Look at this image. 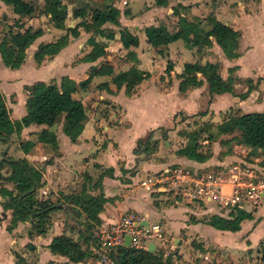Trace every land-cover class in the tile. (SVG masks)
<instances>
[{
    "label": "crops",
    "instance_id": "1",
    "mask_svg": "<svg viewBox=\"0 0 264 264\" xmlns=\"http://www.w3.org/2000/svg\"><path fill=\"white\" fill-rule=\"evenodd\" d=\"M26 1L35 7L44 3L43 0ZM58 2L65 6L63 28L53 23L45 26L43 22L49 17L42 12L19 16L0 1V30L3 24L12 25V22L19 26L16 28L19 32L23 26L37 28L39 23L43 30L33 38H22L27 44L18 68L5 67L0 58V97L11 120L26 113V100L34 83L58 85L61 78L67 77L78 84L91 73L88 85L72 94L82 103L86 115L73 137L63 133L62 122L57 120L50 127L30 124L18 135L12 134L7 147L3 145L6 149L15 146V157L11 158L25 159L40 173L43 185L36 189L35 197L56 200L58 206L44 218L43 232L35 233L33 219L10 225L11 211L2 210L0 196V264H100L90 254L81 261H69L65 256L52 254L48 245L54 236L65 235L83 246L86 225L105 227L115 223L123 213L135 214L147 228L158 226L159 232L149 240L147 248L151 245V252L164 255L172 263L264 264V198L240 197L236 202L240 208L234 207L229 212L187 202L176 195L172 185L154 189L140 183L142 174L153 176L167 167L200 172L213 165L223 166L220 177L221 173L226 175V163L232 161L235 163L232 168L239 167L244 175L264 170V156L259 150L237 141L228 142L229 147L227 141L218 139L197 140L205 133V126L218 124L229 114L264 111V0H167L165 6L154 5L153 0H109L118 10L117 25L105 22L101 26L112 33L110 39L105 33L93 34L91 29L82 26V22L89 21L90 9H101L98 6L102 0ZM175 4L185 6L179 11V17L201 20L211 13L236 31L238 56L227 59L212 37H209L211 44L201 49H189L177 39L164 47L162 55L160 47L147 44L144 27L166 24L169 31L176 29L178 16L172 14ZM74 9L83 14L73 15ZM74 27L77 35L68 33L65 46L56 54L44 56L39 63L34 61L33 53L39 44L53 42L65 34V28ZM123 30L132 35L127 48L121 44ZM90 37L104 45V53L95 59L87 56L91 50L87 44ZM167 61L171 65L168 71ZM216 62L222 79L228 80L230 69L234 94L210 96L205 78L198 72L194 76L200 84L179 91L185 63L206 67ZM102 65L110 68L109 74L100 71ZM130 68L147 72L148 76L126 95L125 85L117 88L111 78ZM247 79L249 84L245 83ZM200 129L203 131L192 139L190 136ZM42 130L51 134L53 141H36L25 154L15 145L18 141L30 140ZM226 136L221 134L219 138ZM146 137L150 143L147 152L137 146ZM192 143H198L197 147L212 145L205 161L195 162L175 154L181 146ZM9 168L4 163L0 165V185L13 191V184L5 180ZM220 187L226 195L231 192L228 177L223 176ZM71 194H79L81 198L71 202L67 198ZM98 194L104 202L97 214V223H93L84 216L82 199ZM236 209L247 214L239 222L238 230H218L205 223L212 215L231 218Z\"/></svg>",
    "mask_w": 264,
    "mask_h": 264
},
{
    "label": "trees",
    "instance_id": "2",
    "mask_svg": "<svg viewBox=\"0 0 264 264\" xmlns=\"http://www.w3.org/2000/svg\"><path fill=\"white\" fill-rule=\"evenodd\" d=\"M0 1L9 6L11 11L19 16H31L37 11L36 7L31 2L26 0ZM153 1L156 6H165L167 4V0ZM43 2L44 9L42 13L48 15L55 27L63 28L65 6L59 4L58 0H43ZM184 9L185 6L180 4L172 8V14L178 16L175 30L169 31L163 24L144 27L143 34L146 43L154 48L160 47L159 53L162 55L164 47L177 39L182 40L187 48L195 47L196 49H201L211 44L209 37H212L227 59H233L238 56L237 47L239 34L236 31L216 20L211 13L201 20L196 17L192 20L179 17V11ZM72 14L75 16L82 15L83 11L80 12L74 9ZM117 16L118 10L112 4H109L101 9L95 7L90 9L89 21L87 22L83 19L82 21L85 22H80H82L84 29H91L93 34L105 33L110 39L112 38V33L106 29H101V26L105 22L117 25ZM64 30L65 34L55 41L38 45L33 53V59L36 63L41 62L44 56L52 57L65 46L68 33L71 36L77 35L75 27L65 28ZM25 31L26 32L22 33H12L11 30L8 29L6 34H3L0 38V58L5 67L16 69L23 62L24 48L21 44L17 45L16 43L18 39L24 37V34L26 35V33H28V29H25ZM122 32L121 44L124 48H127L132 40V35L126 30ZM87 44L91 46V50L87 54L89 58L95 59L104 53V45L95 42L93 38H88ZM127 54L134 55L132 52H128ZM170 66V62L167 61L165 69L168 71ZM219 69L220 65L218 62L207 65L206 67L197 63H185L181 74L183 79L179 83V91H183L187 86L200 84L201 81L196 80L194 76L195 73L198 72L204 76L210 96L224 92L234 94L231 86L233 78L230 75V69L227 70L229 74L228 80L221 78ZM100 71H105L109 74L110 68L107 67V65H102ZM147 76V72L130 68L128 71L119 72L114 75L111 81L117 88L124 84L125 94L129 95L133 86ZM90 77L91 73H89L87 78L78 82V84H75L67 77L61 78L58 85L52 82L47 84L42 82L34 83L30 86V95L26 100V113L16 120H11L9 118L0 97V143L7 146L10 136L12 134L18 135L22 128L30 124L50 127L60 117H62L63 133L73 137L77 132V126L83 124L85 121L86 115L82 103L74 98L72 94L77 88H85L90 81ZM245 83L249 84L250 81L247 79ZM215 127L217 134H229L234 131L238 132V139L236 138L237 142L250 146L253 149H258L260 155L264 156V111L241 113L237 115L230 114L220 123L216 124ZM207 130L208 129L204 128V131ZM202 131L203 130L200 129L190 137L195 140L196 135L198 136ZM48 134L49 133L42 130L39 132L37 141H47L44 139ZM206 138L211 141L215 140V137L210 135H207ZM148 139L149 137H146L144 141L137 142V146L145 152L149 150L150 146ZM51 140L52 137L48 142ZM32 146L33 143L29 140L19 141L18 143V149L24 154L27 153ZM197 148L196 143L183 145L175 151V154L184 156L195 162L205 161L209 153H207V155L201 154L197 151ZM5 153V150L1 152L3 158L0 159V165L4 163L10 167L9 174L6 176L5 180L13 184V191L0 185V196L3 199L1 202L2 210L8 209L11 211V226L17 221L34 220L33 228L35 233H42L44 218L47 213L56 208L58 204L57 202L53 203L50 199L36 198V189L43 185L40 173L34 167L28 165L25 159L4 157ZM107 173L110 175L111 170L109 169ZM81 193H84L83 188L81 189ZM31 195L33 197H31ZM29 198L31 201H29ZM67 198H69L71 202H74L81 197L79 194H71ZM82 202L85 205L82 209L84 216L89 222L97 223V214L101 210L104 202L102 195L87 196L86 199H82ZM246 216L247 215H243L241 211L236 209L231 215V218L225 219L212 215L206 219L205 223L218 230L235 231L239 229V222L243 218H246ZM90 226V224L86 225L85 230L87 231ZM48 249L52 254L65 256L69 261L74 262L81 261L85 256L89 255V253L87 254L80 249L78 242L73 241L70 237L65 235L54 236L48 245ZM116 260L118 264H175L170 262L168 258L164 259L160 253H154L147 249H134L124 245L118 247Z\"/></svg>",
    "mask_w": 264,
    "mask_h": 264
},
{
    "label": "built area",
    "instance_id": "3",
    "mask_svg": "<svg viewBox=\"0 0 264 264\" xmlns=\"http://www.w3.org/2000/svg\"><path fill=\"white\" fill-rule=\"evenodd\" d=\"M234 179L228 195L221 191L222 178L211 168L191 172L180 167H167L140 183L153 186L154 189L165 184L172 185L176 195L187 202L229 212L234 207L240 208L236 203L240 197L256 199L264 195V177L256 181L251 178ZM158 232L157 225L147 228L135 214L123 213L115 223L108 226L91 225L84 237L88 243L84 245L87 250L89 248L90 256H94L100 264H118L116 258L119 246L146 250L149 240ZM125 237H128L127 245L124 244Z\"/></svg>",
    "mask_w": 264,
    "mask_h": 264
},
{
    "label": "rangeland",
    "instance_id": "4",
    "mask_svg": "<svg viewBox=\"0 0 264 264\" xmlns=\"http://www.w3.org/2000/svg\"><path fill=\"white\" fill-rule=\"evenodd\" d=\"M110 4V2L108 1V0H102V2H101V6H98V7H100V8H104V6H106V5H109ZM36 5V4H35ZM175 5H177V4H175ZM36 9H37V11H39V12H42V10L44 9L43 8V5L42 6H39V7H36ZM38 14V13H37ZM170 16H171V14H169ZM183 18H185L184 16H183ZM195 18V17H194ZM193 18H191L190 20H192ZM5 19H3L2 18V21H4ZM177 20H178V18H177ZM177 20H176V24H174V27L177 25ZM14 21V20H13ZM14 22H12V25H6V24H3V26H2V28H1V30H0V36L2 35L3 36V34H6V32H7V30L8 29H10L11 30V32L12 33H15V32H19V30H17L16 28H19V26L18 25H14L13 24ZM167 23H168V25H170V26H172L170 23V20H167ZM43 24L45 25V26H47V24H51L52 25V21L50 20V18H46V21H44L43 22ZM41 25H42V23H39L38 24V26H37V28L36 27H32V26H23L21 29H20V32L19 33H22V32H26L25 31V27H27L26 29H28V33H26V35L24 34V38H26V37H28V36H30L31 38H33L36 34H38L39 32H40V30L41 31H43L42 30V27H41ZM163 25H166V24H163ZM48 29H50L49 27H47ZM1 36V37H2ZM58 39V38H57ZM20 45L21 44V46L24 48L25 46H26V44H27V40H24V39H20V40H18L17 41V45ZM186 47V46H185ZM191 48H195V47H191ZM190 49V48H189ZM210 64V63H209ZM231 75V74H230ZM230 115V114H229ZM228 116V115H227ZM222 121V120H221ZM58 122L60 123V122H62V117H60L59 119H58ZM59 123H56V125H59ZM201 124V123H200ZM199 124V125H200ZM215 125L216 124H210V125H207V126H205L204 128H207L208 127V130L207 131H205V133L203 134V136L201 135L197 140H200L202 137H206L207 135H210V136H214L215 137V140L216 139H218V140H220L221 142L223 141H227V144H228V146L230 147V144L229 143H232V142H236L237 141V136H238V132H236V131H234V132H232V133H229V134H227V136L226 137H222V138H219L220 137V135L221 134H217L216 133V127H215ZM210 128V129H209ZM194 133H197V131H195ZM233 133H235L236 135H233ZM38 136H39V132H36L35 134H34V136L29 140L30 142H32L33 144L38 140ZM51 134H48V135H46V138L44 139V140H47V141H42L43 143H45V142H48L50 139H51ZM196 137H197V135H196ZM237 138V139H236ZM35 139V141H33ZM21 141H23V140H21ZM232 141V142H231ZM198 142V141H197ZM229 142V143H228ZM19 143V141L15 144V145H17ZM198 144V143H197ZM4 144H2V143H0V157H2L1 156V152L3 151V150H5V155H4V157H15V146H12V148L10 149V148H7L6 149V147L8 146H6L5 148H4V146H3ZM50 145V144H49ZM244 145V144H243ZM212 145H206V144H204V145H199V147L197 148V151L199 152V153H201V154H205V155H207V153H209L210 152V147H211ZM246 146V145H245ZM248 147H250V146H248ZM216 148H217V145H216ZM251 148V147H250ZM252 150H254V151H256V150H258V149H253V148H251ZM219 153V152H218ZM217 153V154H218ZM263 162V161H262ZM233 164H235L233 161L232 162H227L226 163V169L228 170L227 172H225V174L226 175H224L223 173H221V178H223V176H226V177H228L229 178V180H230V183H233L234 182V178H240V179H242V180H247L248 178H251L253 181H256V180H259V178H262V177H264V170H260V171H257V170H255V175L254 174H241L240 172H239V167H236V168H232V166H234ZM264 164V163H263ZM236 166H238L237 164H236ZM220 167H223V166H216V165H213L212 166V168H211V170L213 169L214 171H216V173H217V175H219L220 176ZM191 172H192V170H191ZM147 177H152L151 175H144V174H142V176L140 177V179H141V181H145L146 180V178ZM96 181V180H95ZM140 181V182H141ZM231 185V184H230ZM173 190V189H172ZM78 193H80V190H79V192ZM42 195V194H41ZM78 195V194H77ZM31 197H33L32 195H31ZM36 198H38V199H40V198H42V197H39L38 195H37V197ZM258 199L259 198H264V195H261V196H259V197H257ZM30 199V198H29ZM184 199V198H183ZM185 200V199H184ZM3 201V200H2ZM29 201H31V199L29 200ZM54 202H56V200H53V203ZM181 202H185V201H182L181 200ZM242 202V201H241ZM245 212V211H244ZM209 215H212V214H209ZM245 215H247V214H245ZM248 216H250V215H248ZM253 217L255 218V214L252 216V219H253ZM209 218V217H208ZM208 218H206V219H208ZM247 218V217H246ZM246 218H244V219H246ZM84 230H85V228H84ZM88 230V229H87ZM86 231V230H85ZM87 232V231H86ZM149 234H151V233H149ZM159 235H160V233H159ZM153 238H155V237H153ZM76 242H78V241H76ZM85 242H87V241H85ZM88 243V242H87ZM78 245H79V247H80V249H82L83 251H85L87 254L88 253H90V251H89V248H88V250H87V246H82L81 244H79L78 243ZM82 246V247H81Z\"/></svg>",
    "mask_w": 264,
    "mask_h": 264
},
{
    "label": "water",
    "instance_id": "5",
    "mask_svg": "<svg viewBox=\"0 0 264 264\" xmlns=\"http://www.w3.org/2000/svg\"><path fill=\"white\" fill-rule=\"evenodd\" d=\"M127 240H128V237H125V239H124V244L125 245H127ZM150 247H151V245L147 248L148 251H151L150 250L151 249Z\"/></svg>",
    "mask_w": 264,
    "mask_h": 264
}]
</instances>
